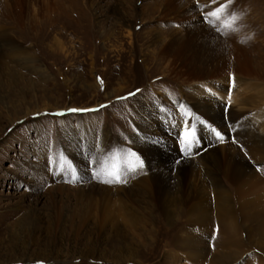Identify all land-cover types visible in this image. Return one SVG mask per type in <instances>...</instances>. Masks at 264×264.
Instances as JSON below:
<instances>
[{"label":"rangeland","instance_id":"rangeland-1","mask_svg":"<svg viewBox=\"0 0 264 264\" xmlns=\"http://www.w3.org/2000/svg\"><path fill=\"white\" fill-rule=\"evenodd\" d=\"M7 1L18 10L17 18L4 14L0 0V26L21 47L13 51L0 42V264H174L169 257L189 225L188 209L177 201L173 219L165 216L137 181L130 180L125 165L127 152L147 155L152 139L155 144L168 139V130L164 139L158 136L163 132L153 134L155 125L165 129L166 113H179L180 103L194 106L181 81L166 76V65L155 61L156 29L167 34L175 26L160 20V14L189 11L206 20V13L224 5L219 19L210 16L207 22L215 30L234 28V39L249 61L239 69L229 53L233 70L227 84L235 94H213L227 107L244 104L249 119L241 126L246 128L264 123V0ZM145 103L150 111L140 113L136 106ZM109 137L121 164L113 162L110 149L98 155L94 148L97 140L106 143ZM172 139L162 143V152L197 150L198 155L184 156L189 162L220 147L213 139L186 152ZM227 142L233 150L238 145ZM69 169L76 174L75 183L67 182L64 172ZM143 169L140 177L152 175ZM108 172L119 173L126 183H103L111 178ZM172 180L169 193L175 197ZM223 180L234 194L231 183ZM91 189L110 191V197L129 192L139 198L131 203L134 225L128 216L125 221L100 219V201L87 200ZM205 194L213 206L216 193L211 189ZM222 228L218 221L212 224L208 252L199 264H212L219 240L230 234ZM258 253L251 247L243 261Z\"/></svg>","mask_w":264,"mask_h":264},{"label":"bare ground","instance_id":"bare-ground-1","mask_svg":"<svg viewBox=\"0 0 264 264\" xmlns=\"http://www.w3.org/2000/svg\"><path fill=\"white\" fill-rule=\"evenodd\" d=\"M9 2L1 0L2 11L5 15L17 18L18 10L13 9L14 5ZM164 19L173 21L175 26L167 34L160 27L156 29L154 43H158L159 47L157 53L153 52L156 55L155 61L160 66L166 65L164 69V72H167L166 76L170 74L181 81L182 89L189 91V99L194 106L180 103L179 113L174 111L166 113L165 129H162V125L153 126V134L157 131L163 132L162 135H158L160 139L167 137L165 134L167 130L169 135L168 139L158 141L157 144L156 140L152 139L153 146L147 148L149 150L147 155L145 151L140 154L127 152L128 160L125 164L127 176L130 180L137 181L140 190L148 195L146 197L152 204L163 210L165 216L173 219L172 208L177 201H183L181 206L188 209L186 214L189 225L176 238L175 247L178 252L173 251L169 257L174 264L182 263L183 260L188 264H199L203 252H208L206 239L215 221L222 224L230 234L219 240L220 251L212 256V264H224L227 261L228 264L241 262L264 264V123H258L257 126L248 124L243 128L242 122L249 119L247 111L244 112V104L234 102L236 106L227 107L213 94V92H217L219 96L235 94L231 92L233 87L227 84L229 73L233 70L232 58L241 69L240 67H247L248 54L236 43L232 27L224 25L216 31L210 26L209 21L207 22L208 19L200 20L197 14L189 11H162L160 20ZM16 20L19 24L20 20ZM0 42L10 44L13 51H18L21 47L8 29L2 26ZM229 53L232 58L226 57ZM136 107L140 109V113L150 111L146 103ZM193 125L194 127H191ZM186 128L195 133L193 145L200 141L210 143L215 139L220 147L206 152L207 155L202 154L190 159V162L184 157L187 153L165 155V152H162V143L172 141V138H176L177 146L185 147L182 138ZM217 132L220 133L219 136ZM202 134L203 140H200ZM228 140H234L238 144L234 150ZM114 143L109 137L106 143L97 140L94 148L98 149V155L107 148L110 149L114 153L113 162L121 164ZM196 151L187 155L191 157ZM229 151L235 152L227 158L226 153ZM98 159V165L102 166L101 158ZM140 162H143L144 167L148 164L146 167L152 171L150 177H140L139 167L135 172L128 170L131 164L139 165ZM94 171L100 172L98 169ZM172 178L175 179L171 185H174L175 197L169 193ZM223 179L231 183L234 194H231L226 187L228 183ZM211 189L216 193L213 206L205 194ZM133 197L135 198V195L129 192L117 193L110 197V191H92L87 200L100 201L98 206L100 219L122 220L123 217L125 221L128 216L134 225L136 217L131 203H134L136 198ZM88 209L87 214H91ZM251 247H255L260 253L243 261L242 257ZM190 254L195 257L192 258Z\"/></svg>","mask_w":264,"mask_h":264},{"label":"snow or ice","instance_id":"snow-or-ice-1","mask_svg":"<svg viewBox=\"0 0 264 264\" xmlns=\"http://www.w3.org/2000/svg\"><path fill=\"white\" fill-rule=\"evenodd\" d=\"M215 2H216V0H212V3H215ZM223 10H224V5H221L219 10H215L214 9L211 12L206 13V17L207 16H212V17H216L217 19H219V14L218 13H219V11H223ZM231 19L233 21H235L237 19V17L235 15H232ZM216 30L219 31V28H217ZM118 99H125V98L122 97V98H118ZM101 107H103V106H101ZM72 111H76V110H72ZM191 127H194V125L191 126ZM216 134H217V136L220 135L219 132H217ZM194 137H195V133L193 131H191L188 128H186L184 130L182 142L185 145L186 152H191L192 146H193ZM196 154L198 155L199 153H196ZM138 167L140 169H143L144 168L143 162H140L139 165H137L135 163L131 164L130 169H128V170H130L132 172H135ZM60 168L62 170L63 169V165H61ZM97 174H99V171L97 172ZM64 175L70 177V179L67 182L75 183L76 180H77L76 174H75V172L72 169H69V170L65 171ZM107 175L109 177H111V178L110 179H103L102 182L105 183V184H113V183H121V182L126 183V180L125 181L121 180V176L117 172H108Z\"/></svg>","mask_w":264,"mask_h":264}]
</instances>
